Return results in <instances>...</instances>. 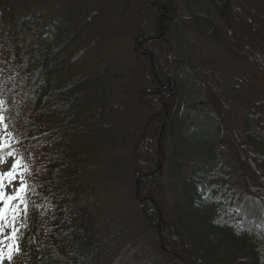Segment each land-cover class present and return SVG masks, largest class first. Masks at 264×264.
Listing matches in <instances>:
<instances>
[{
	"label": "trees",
	"instance_id": "trees-1",
	"mask_svg": "<svg viewBox=\"0 0 264 264\" xmlns=\"http://www.w3.org/2000/svg\"><path fill=\"white\" fill-rule=\"evenodd\" d=\"M41 2L0 0L3 128L33 189L8 264H119L132 224L108 234L92 191L128 185L149 264H264V0H62L49 21ZM106 20L128 48L88 111L68 50Z\"/></svg>",
	"mask_w": 264,
	"mask_h": 264
},
{
	"label": "rangeland",
	"instance_id": "rangeland-1",
	"mask_svg": "<svg viewBox=\"0 0 264 264\" xmlns=\"http://www.w3.org/2000/svg\"><path fill=\"white\" fill-rule=\"evenodd\" d=\"M59 1L61 2L62 0H43V2L35 6V8H37V11L42 15V18L49 21L51 17L55 16L59 11H64V9H56V5ZM93 1L95 3L97 0ZM94 3L91 2L88 6L92 7ZM129 13H131L130 9ZM108 26L110 28H108ZM115 26L116 25L109 23V20H106L103 26L97 22L95 28L91 29V33L86 32L78 39L76 38L68 50V53L77 51L78 56H70V61L72 63L70 72L77 82L82 85V90L80 92L90 97V105L86 106L88 111L95 107L97 93L94 82V78H96L95 73L101 71L106 62L109 63L108 65L110 67L119 68L123 59L118 56V53L120 51L122 52L121 57H124L127 53L125 50L128 48L127 33L129 32V28L125 25L119 27ZM100 28H105V30L101 31ZM121 33L122 37L118 41L117 37ZM233 39L235 40L234 44H230L229 46L235 45L236 49H233L232 51H234V53H232L231 48H229L230 52H227V58L231 61L242 60L244 59L243 54L239 52L242 45L236 38V35H234ZM225 44L228 46L227 43ZM214 51L219 54L217 49ZM219 51L220 54H224L225 52L223 48H219ZM239 53H241L242 56H240ZM246 55L251 57L255 56L254 54ZM203 116L209 117L206 114ZM195 119H198V125L201 126V128L205 126L211 127L209 124H204L205 118L202 116L199 117V115H196ZM3 127V115L0 106V138H2L4 144L8 145V147H5L3 151L0 152L4 161L0 163V173L8 172L12 168L14 162H19V166L15 169V181L9 183V180L5 179L3 181V187L0 188V192H2L5 197L4 201H0V208H5L6 198L16 194L15 190L20 188L21 182L25 185V189L21 193L23 200L17 199L8 203L6 208V219L0 222V226H3V235L0 236V239H4V237L12 233L14 223L20 218L26 202L33 193L31 183L26 177L28 169L24 159L14 150L12 156L7 155L9 147H11L15 141L12 133L5 131ZM188 138L190 141H197L199 139L195 134L191 133L188 134ZM167 170L166 167L163 168V182L166 180ZM134 200L135 195L131 185L123 189L119 188L110 194L106 191L102 192L98 186L94 193L92 191V202L100 208V216L104 220V230L108 234H113L124 224H132V230L124 237L128 239L123 241L122 246L114 255V260H117L119 264H149L154 260L157 253V233L152 229H148L143 222L136 218L132 210ZM13 217L15 218L13 219ZM7 243H9V241L5 240L4 245L0 246L4 247L5 251ZM8 263L9 260L5 254L0 264Z\"/></svg>",
	"mask_w": 264,
	"mask_h": 264
},
{
	"label": "snow or ice",
	"instance_id": "snow-or-ice-1",
	"mask_svg": "<svg viewBox=\"0 0 264 264\" xmlns=\"http://www.w3.org/2000/svg\"><path fill=\"white\" fill-rule=\"evenodd\" d=\"M5 147H8V145L3 143L2 138H0V152L3 151V149ZM8 156H12L11 152L7 153ZM3 156L0 155V163H3ZM19 166V162H14L12 164V168L6 172V173H0V188L3 187V181L5 179L9 180V183H12L13 181H15V169ZM25 189V185L23 184V182H21V186L20 188L16 189V194L13 196H8L6 198L5 201V208H0V222L4 221L6 219V208L8 203H10L13 200H23V197L21 196V193L24 191ZM5 197L3 195L2 192H0V201H4ZM15 217H13L14 219ZM3 235V226H0V236ZM7 240L9 241V243H7L6 245V251L4 247H0V261L3 260L5 254L7 255V259L9 261H11L13 259V253L14 252H19V245L18 243H16V230L13 229L12 233L6 237H4V239H0V246L4 245V241Z\"/></svg>",
	"mask_w": 264,
	"mask_h": 264
}]
</instances>
